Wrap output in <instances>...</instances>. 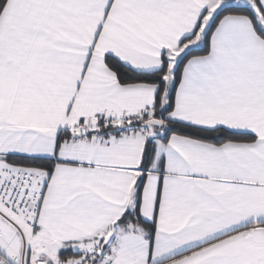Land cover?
<instances>
[{
	"label": "snow or ice",
	"instance_id": "snow-or-ice-1",
	"mask_svg": "<svg viewBox=\"0 0 264 264\" xmlns=\"http://www.w3.org/2000/svg\"><path fill=\"white\" fill-rule=\"evenodd\" d=\"M0 264H264V0H0Z\"/></svg>",
	"mask_w": 264,
	"mask_h": 264
}]
</instances>
